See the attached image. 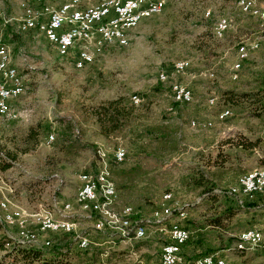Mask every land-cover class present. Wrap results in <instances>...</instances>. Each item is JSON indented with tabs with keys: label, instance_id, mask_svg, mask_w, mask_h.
<instances>
[{
	"label": "rangeland",
	"instance_id": "374dc122",
	"mask_svg": "<svg viewBox=\"0 0 264 264\" xmlns=\"http://www.w3.org/2000/svg\"><path fill=\"white\" fill-rule=\"evenodd\" d=\"M65 1L0 0V45L9 49L11 65L24 85V93L9 101L11 114L16 118L0 119V165L5 161L12 163L6 171L0 167L3 211L21 218L25 223L22 228L37 229L40 209L47 208L61 219L64 215L57 207L70 203L69 214H74V218L65 216L76 220L77 230L89 237L87 252L97 254L96 264H137L140 260L160 264L167 235L159 232L157 223H145L144 240H112L106 233L94 231L89 219L80 218L86 213L76 204L82 185L79 177L84 172L95 173L99 167L104 179L115 187L122 182L119 173L141 161L150 197L147 206H154L170 193L179 214H186L182 224L190 232V239L177 264H195L207 255H218L225 264H264L263 250L243 251L236 245L240 232L264 228V207L259 209L263 211L259 213L261 222L254 224V211L243 202L251 200L238 197L236 204H230L222 197L227 196L223 190L232 187L239 176L264 172V21L242 14L237 0H168L160 14L143 19L130 32L127 47H106L94 57L93 64L76 70L74 53L59 57L46 41H39L43 36L34 31L23 34L18 28L21 21L44 5L59 7ZM80 1L82 8L97 2ZM254 2L264 11V0ZM221 17L228 20L229 27L218 37L216 24ZM255 42L259 48L251 50ZM85 46L93 51L90 44ZM247 48L248 60L243 62L237 79L231 80L233 66L243 61L240 55ZM178 63L185 68L189 65V70L177 78L192 92V102L187 105L173 103L171 78L166 83L158 79L161 71L170 73ZM133 96L138 97L139 104L131 102ZM211 98L215 99L212 106L208 103ZM117 100L132 107L130 124L104 139L93 109ZM224 110L230 116L220 122L218 115ZM192 122L198 123L192 126ZM206 123L211 124L202 125ZM37 125L41 127L37 143L27 144L28 129ZM147 127H159L165 141L157 140L161 137L158 133L144 136ZM49 135L55 137L51 144L46 143ZM71 139L78 142L71 145L74 152L68 151L66 147L70 145L63 142ZM171 141L177 144L174 150L170 148ZM240 141L258 143L245 155L236 151ZM117 149L126 151V159L112 164L104 157ZM156 156L160 161L154 160ZM217 156L225 162L222 170L212 167ZM198 165L208 173L218 174L219 190L214 193V201L206 199L202 189L184 183ZM116 192V211L125 205L135 207L134 199H125ZM63 213L68 214L64 210ZM218 216L222 217L221 225L211 226L210 220ZM0 218V238L7 236L15 243L16 230L8 228L1 215ZM8 251H0L1 264H14ZM81 255L71 253L65 259L76 264Z\"/></svg>",
	"mask_w": 264,
	"mask_h": 264
},
{
	"label": "built area",
	"instance_id": "2783aa9c",
	"mask_svg": "<svg viewBox=\"0 0 264 264\" xmlns=\"http://www.w3.org/2000/svg\"><path fill=\"white\" fill-rule=\"evenodd\" d=\"M160 2H153V0H122L119 5H114L113 9H103L101 12H97V16H91L90 26L84 27V33H88V40H81V35H75L73 31H71V37H64V29L67 28H63V35H49V33L43 32V23H53L54 18L46 15V13H39L38 31L36 33L43 36L45 41H47V38H54V45H51L54 47H56V39H67V48L64 49L68 52V57L74 53V68L84 69L82 53L79 52L80 43L90 44L92 50L104 48V40L110 37L117 28L113 27L114 18H121V22H125L133 14L141 13V11H148L149 14L152 11L158 10ZM249 16H256L257 19L264 20V11L250 9ZM18 28L20 33L25 31L26 28H23V21L20 22ZM96 32H104V39L94 40V33ZM129 39L130 31L116 46L126 44ZM248 50L249 48L244 53L243 61L239 63V68L235 69V72L238 73L241 70L243 62L248 60ZM188 70L189 65L187 68H179L177 65H174L170 73L161 71L158 74V79H161V83H166L172 79L170 90L173 103L174 99H181V105H187L192 102L190 88L177 80L178 77L183 76ZM10 72L11 68L6 69V76L0 80V94H13L18 91L17 79H10ZM132 99L138 98L132 97ZM214 102L215 99L211 98L208 103L212 106ZM7 104L9 103H0V109L10 112L7 111ZM14 118L16 116H13L10 112V119ZM218 121L224 122V117ZM194 123L198 122H192L193 125ZM210 124L206 123L202 125ZM104 158L110 160L112 164H119L120 161L126 159V151L122 149V155H115L114 150L110 156ZM80 179H87V186L84 187L83 201H86L87 198L96 199V206H88V212L85 215H80V218L89 219L93 223L92 228L94 231L106 233L112 240L117 239L121 242L130 243L146 238L147 228H145V220H156L159 232H164L167 235V240L161 247L159 262H164V264H177L180 262V252L183 245L189 241L190 232L182 224L186 214H179V208H177V203L174 202L173 197L159 201L151 208L149 216L145 217L138 208L133 206H130V209H124V211H116L117 192L107 191V184L105 183L104 173L101 171V168L97 167L95 173L91 171L84 172L83 177ZM224 193L229 197H242L247 200H253L257 196L264 199V172L262 171L261 176H239L238 184L231 189L224 190ZM107 201H114L115 209H107ZM57 208L61 210L62 215H71L74 218V214H64L63 207ZM0 215L4 225L16 230L14 234L16 242H23L25 245L50 247V235H68L72 242V248L78 250L90 248L91 241L87 235L77 230L78 222L76 223V220L73 226L56 227L55 223L49 222L44 228L29 229L22 228L21 218L7 216V212L3 211V207H0ZM236 238V245L243 247V251L251 249H261L264 251V237L256 229H246L240 232ZM137 264L148 263L140 260L137 261ZM195 264H225V261L218 255H207L197 260Z\"/></svg>",
	"mask_w": 264,
	"mask_h": 264
},
{
	"label": "bare ground",
	"instance_id": "6f19581e",
	"mask_svg": "<svg viewBox=\"0 0 264 264\" xmlns=\"http://www.w3.org/2000/svg\"><path fill=\"white\" fill-rule=\"evenodd\" d=\"M54 1V0H48ZM122 0H97L96 4L90 5L87 7H81L80 0H66L59 7H53L50 4L47 6H43L38 12L32 13L28 17L23 20V28H26L24 33H29L31 31H38L39 23V13H46V15H50L53 18V23H43V32L49 33V35H63L64 29V37H71V31L75 33V35H81V40H88V33H84V27H89L91 22V16H97V12H101L103 9H113L114 5H119ZM161 1V2H160ZM153 2H160L159 8L156 11H152L148 14V11H141V13L133 14L131 18L126 20L125 22H121V18L113 19V27H117L114 33L107 37L104 40V48H95L93 51H90L85 44L80 43L79 52L82 53L83 65L86 67L90 64H93L94 57L101 54L106 47H110L113 45H117L122 38L130 31L134 30L139 23L148 17H152L154 15L160 14L165 6L167 1L163 0H153ZM237 8L241 11L242 14L248 15L250 9L256 11H262L258 9L255 5L254 0H237ZM90 14V15H88ZM206 15H209L207 13ZM256 17V16H251ZM264 21V20H263ZM22 22V21H21ZM229 23L228 20L224 17H221L217 20L216 24V34L221 37L228 29ZM104 39V32H96L94 33V40ZM50 46L54 45V38H47L46 41ZM130 39L126 44H121L119 47H127L129 45ZM89 45V44H88ZM257 44L253 45L254 48H257ZM59 57H68V52L64 49L67 48V39H56V47L51 46ZM89 47V46H88ZM245 52H241L240 58L243 59ZM96 58V57H95ZM179 68H185L183 63L176 64ZM75 67V62H74ZM11 68L10 79H17L18 91L13 94H0V103H9V101L20 97L24 93V85L21 77L14 67L11 65V55L9 49L5 45L0 46V80L2 77L6 76V69ZM239 68V62L233 66L234 73L231 75L232 79H237V72L235 69ZM82 70V69H76ZM161 81V79H159ZM133 98H138L137 96H133ZM131 102L133 104H139V99H132ZM174 102L181 104V99H174ZM7 111H10V106L7 104ZM10 112H6L4 109H0V119H8L10 118ZM14 116V115H13ZM230 112L228 110L222 111L218 115V120L224 117V120L229 118ZM192 126H194L192 124ZM55 137L53 135H49L46 139L47 144H51L54 141ZM115 155H122V149H117L115 151ZM125 161V159L123 160ZM123 161H120L122 163ZM262 173H250L242 176H261ZM83 177L81 175L79 178ZM105 180V179H104ZM82 185L79 187V192L76 197V204L79 210L83 213L88 212V206H96L95 198H87L86 201L84 199V187L87 186V179H80ZM239 182V177L236 183L232 186L234 187ZM107 191L116 192L114 185L110 182H107ZM232 187L228 188L231 189ZM171 198L170 194H164L159 201ZM114 201H107V209H113ZM70 204V203H69ZM69 204L63 207L65 213H70L72 211V206ZM0 207L5 208V204H1ZM47 209V208H46ZM46 209H40L38 214V225L37 229L44 228L47 223L53 222L56 227H67L75 225V222L71 220L69 217L65 215L63 218L58 219L52 214L51 211ZM76 209V208H75ZM124 209H130V206L123 207L120 211H124ZM180 214H185L184 212ZM7 216H11L7 214ZM1 219V218H0ZM157 223L156 220L147 221L145 223ZM25 224V223H23ZM21 222V226L23 225ZM146 228V226H145ZM25 244L23 242H19ZM32 246V245H31ZM160 264H164V262H160Z\"/></svg>",
	"mask_w": 264,
	"mask_h": 264
},
{
	"label": "trees",
	"instance_id": "16d2710c",
	"mask_svg": "<svg viewBox=\"0 0 264 264\" xmlns=\"http://www.w3.org/2000/svg\"><path fill=\"white\" fill-rule=\"evenodd\" d=\"M262 86L264 88V79L262 82ZM242 97H245V95H242ZM235 104V102H234ZM238 106V105H237ZM133 114V109L132 107H128L127 105L123 104L120 100L117 101H109L105 104L100 105L96 109H93V116L95 118V121L98 125L99 128V134L101 137L104 139H108L111 137L113 134L120 133L121 131L124 130L125 126H128L130 124V120ZM253 116H257L253 114ZM41 127L37 125L36 127H30L27 131V138L25 142L27 144L29 143H37L38 137H39V132H40ZM144 136H151L153 133H158L161 135L159 139L157 140H162L165 141V137L163 134L160 132L159 127H147L144 131ZM64 144L70 145V147H66V149L70 152H74V149H71V145H75L78 143L75 140L63 141ZM171 150L176 149L177 144L174 141H171ZM258 142L255 143H245L240 141L239 143H236V147H240L244 150H249L252 149L256 146ZM164 151V148L162 149L161 152ZM28 150H25L24 153H27ZM15 157H12V160H14ZM160 158L157 156L155 157V161H160ZM141 163V161L139 162ZM212 167L215 169H221L223 168L224 161H219L218 156L211 162ZM11 162H6L1 163L0 167L2 171H6L11 167ZM144 165L140 167V165H136L133 167H130L124 172L119 173L118 177L122 179V182L117 183L115 186L116 190L118 191L119 195L124 197L125 199L132 200L130 196L134 191L137 189V185L140 182H146L143 180L142 174L144 175L145 170L143 169ZM216 171L208 173V171H204L203 167L201 165L194 167L193 172L189 175L187 178V181L184 182L186 185L202 189V194L203 196L210 200L214 201L216 199V195L214 194L216 190H219L217 188L216 184L217 182L214 180L216 179L218 181L219 177H217ZM110 174L111 177L113 176V173L110 168ZM141 176V178H140ZM114 178V177H113ZM113 180V179H112ZM114 182V181H113ZM149 187V185H148ZM146 189L145 193L148 195L149 190L148 188H143ZM225 190V189H224ZM223 190V191H224ZM170 194V193H166ZM146 204L150 201V198H147ZM134 202H136L134 200ZM155 205V204H154ZM222 221V217L218 216L215 217L214 219L210 220L211 226H220ZM0 251H5L9 250L7 253L12 254V262L14 264H69V259H65L69 254L71 253H81V255L77 261L76 264H96L97 262V254L94 256L91 253H88L87 251L90 250H78V249H72V242L70 241V237L68 235H50V241H51V246L47 248V250H40L36 249L31 245H25L19 242L15 243L9 239L7 236L5 238H0ZM229 242H233L232 239L229 240ZM187 244L183 245L181 251L183 248H185ZM43 249L45 247H42ZM77 250V251H75ZM236 250V249H235ZM238 251V250H236ZM47 252V253H46ZM243 252V251H239ZM90 254V255H89ZM47 256L50 257V259H47ZM51 260V261H49ZM186 260L187 257H186ZM190 261V260H189ZM1 264V262H0Z\"/></svg>",
	"mask_w": 264,
	"mask_h": 264
},
{
	"label": "crops",
	"instance_id": "0c3cea01",
	"mask_svg": "<svg viewBox=\"0 0 264 264\" xmlns=\"http://www.w3.org/2000/svg\"><path fill=\"white\" fill-rule=\"evenodd\" d=\"M40 38L41 39L39 41H43L44 40L42 37H40ZM255 44L258 45L257 48H254L253 47V45H255ZM258 48H259V44L257 42L252 43V45L250 47L251 50H255V49H258ZM237 150L240 151V152H242V153H244L245 155H248V154L251 153V150L250 151L249 150H246L245 151V150H240L239 148H236V151ZM139 162L140 161L134 163L133 165H130V167H133V166H136V165H140V167H142L144 165V162H141V163H139ZM214 180L216 182H218L216 179H214ZM145 186H146V183L145 182H140V185L137 186L136 191H134V193H132L130 196H127V197H130L131 199H134L136 201L135 204H133V205H135V207L138 208L141 211V213H143V214L146 213V212H148V209L151 207V206H147L146 201H145L147 198H150L149 195H147L145 193V190L146 189H143V188H145ZM222 197L224 199H228L230 204L231 203L232 204H236V202H238V199H239L238 197H228V196H224V195ZM243 202H245V204L250 205L247 208H249V209H251V210L254 211V214H252V216H251V217L254 218L253 221H252V223L258 224L259 222H261V219H259V213H262L263 211L262 210H259V209H261V207H264V199L261 198V197H259V196H257L255 199H253L251 201H245V200H243ZM145 209H146V211H145ZM142 211H145V212H142ZM262 220H264V218H262ZM249 222L250 221H246V224H248ZM257 226L260 227V225H257ZM252 227H255V226H252ZM261 229H260V232L261 233H264V228L262 230ZM263 237H264V235H263ZM47 248H49V247H45L44 249H47Z\"/></svg>",
	"mask_w": 264,
	"mask_h": 264
}]
</instances>
